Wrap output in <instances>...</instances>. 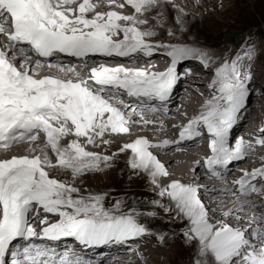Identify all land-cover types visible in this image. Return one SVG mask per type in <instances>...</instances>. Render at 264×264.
<instances>
[{
  "label": "snow or ice",
  "instance_id": "snow-or-ice-1",
  "mask_svg": "<svg viewBox=\"0 0 264 264\" xmlns=\"http://www.w3.org/2000/svg\"><path fill=\"white\" fill-rule=\"evenodd\" d=\"M103 3L107 11L98 10ZM198 7L200 0L191 6L185 0H0V264H105L110 253L101 248L153 235L163 243L166 232L140 222L162 218L161 212L186 221L181 235L194 247L192 264H264V214H238L252 200H238L217 217L219 209L201 199L208 187L175 178L154 154L206 133L210 154L194 161L193 174L202 166L226 180L232 161L264 146V128L254 142L237 136L230 143L252 92L254 46L246 38L217 66L216 53L192 28ZM154 54L166 58L162 70L143 66L140 58ZM116 57L141 66L103 62ZM188 61L212 72L199 112L179 125L175 140L160 139L163 121L151 129L153 139L134 135L138 126L156 124L146 112L170 111L175 86L191 71L179 66ZM116 134L128 140L116 139L119 146L106 154ZM22 142L23 154L9 158L8 149ZM121 153L128 182L144 176L154 198L81 188L83 174L106 173ZM233 184L244 196L261 198L264 165ZM233 217L247 223L234 226ZM37 237L73 243L58 251L33 242ZM81 249L98 251L93 258Z\"/></svg>",
  "mask_w": 264,
  "mask_h": 264
},
{
  "label": "bare ground",
  "instance_id": "bare-ground-1",
  "mask_svg": "<svg viewBox=\"0 0 264 264\" xmlns=\"http://www.w3.org/2000/svg\"><path fill=\"white\" fill-rule=\"evenodd\" d=\"M207 1L209 4L204 5L202 8L206 13L214 12L215 14H208L206 17L204 16V19L214 21V24H227L231 21V19H233L235 14L238 15V13L240 14L241 12H249L253 7L258 8L264 6V0ZM90 2L99 3V0H90ZM98 10L107 11V4H101ZM196 21H201V18L197 17ZM157 55L158 54H154V56L150 58L141 57L140 59L143 60V66L149 67L151 65L154 70H162L166 66L167 60L166 58L164 61L155 60L154 58H157ZM64 59L68 60L69 58L64 57ZM148 60L149 62H146ZM95 62L99 63L101 60L96 58ZM103 62L111 65L123 63L127 67H135L134 65L136 63H140H134L128 58L120 57L107 59ZM185 67H190L191 71L189 75L182 78L178 82L177 86H175L172 98L169 101L170 111L168 113L161 111L156 114L146 112V116L154 119L156 124H150L148 126V130H142L140 129V126H138L137 129H134V135L146 134L150 139H153L155 134L153 131H151V129L158 127L160 121H163L164 129L159 134L160 139L163 140L165 138H169L175 140L178 137L179 124L186 123L188 118H191L193 115L199 112L203 101L210 96V91L207 88V85L210 82L212 72L205 71L202 65L196 61L182 62V64L179 66V69L183 71ZM257 83L258 82L254 81V83L250 85L251 89L256 86ZM258 90L261 91L251 92L248 98V105L246 109L241 113L240 119L234 128L230 130V143H234L235 137L237 136L242 137L245 141L254 142L258 136L255 135V133H260V129L264 128V87L261 86L258 88ZM173 104L174 106H172ZM243 120L245 121L243 122ZM113 139V145L110 148L104 149L106 154H111V152H114L116 147L119 146L117 143H115L116 139H119V143H123L128 140V136L126 134H116ZM207 142V134L205 133L202 137L194 138L192 141L182 142L178 148L176 146H168L167 148L162 149L159 152H155L154 154H156L158 158L166 164L169 173L175 178L181 179L182 182L191 180L200 185L207 186L208 191L206 193L203 190L201 191V199L207 207L211 209H219V211L216 213L217 217H220L222 212L232 209L233 206L237 204L238 200L243 201L246 199H251L254 206L245 207L244 211L238 213L239 215L251 216L255 213L257 216H259L264 214V202H262V198H264V192L261 193V198L258 199L256 193H251L249 196H244L240 192L239 185L234 184L231 186V183H233V181L237 178L241 177L246 171L251 172L253 168H259L264 165V160H262L264 158L259 157V155L264 153V146L256 145L255 148L252 149L256 150V152L261 151V153L250 154L246 152L242 159L232 161L228 166L229 170L226 174V180H220L212 176L210 173H207V170L202 166L200 169L196 170L195 175L193 174L194 161L210 154V150L207 148ZM11 147L8 149L9 158L11 154H23L24 149L27 147V142H22L13 148ZM4 152V149H0V155H3ZM125 161L126 158L124 157V154L121 153L118 154L116 158L115 166L107 170L106 173L97 172L82 175L80 178L83 181L80 184L81 188L83 189L86 187L93 191L110 190L111 194L122 193L129 197L134 195L137 198H154V194L147 188L146 179L144 176L134 178L130 183L128 182V172ZM121 169H125L123 174H121ZM255 184L256 187H261V178L257 177ZM223 188H227L228 191L225 193ZM163 202L166 204L169 203L167 199H165ZM172 216H175L174 209ZM161 217L162 218L159 219L166 218L164 220L168 219L169 222L175 224H173V228H170L172 234L178 231L181 232V229L186 223V221L178 218L169 219V217L162 212ZM229 222L234 226L240 223H247V221H239L234 217L230 218ZM146 224L148 227L152 226L148 221H146ZM33 242L40 243L36 240ZM158 243L159 242L155 236H144L143 238L134 240L128 246L113 245L110 247L101 248L99 251L104 254L110 253V255H108V259L105 261V264H191L188 251L193 258L194 247L187 246V250H189L185 252V250L182 249L181 246H178L179 244H177L174 240L169 242L166 247L158 246ZM62 245L63 243H55V245L48 247H55L58 251H62L64 248ZM128 249H132V251L127 252ZM97 251V249H81L82 254L86 252L88 256L93 258H95L94 254ZM179 258L183 260V263H179Z\"/></svg>",
  "mask_w": 264,
  "mask_h": 264
},
{
  "label": "rangeland",
  "instance_id": "rangeland-1",
  "mask_svg": "<svg viewBox=\"0 0 264 264\" xmlns=\"http://www.w3.org/2000/svg\"><path fill=\"white\" fill-rule=\"evenodd\" d=\"M186 1L185 3L189 4V6H191V4L195 2V0H192V1L186 0ZM200 4H201V7L192 9L193 11L198 13L197 17L201 18V21L198 22L195 20L192 23V28L197 33L199 39L209 49H211L213 52H215L218 55L216 56L217 61L221 63L223 62V57L225 55L229 58L234 56L237 53V51L241 48V45L245 43L246 38H250L248 42L254 46L253 47V58L251 61L252 69H254L253 70V80L258 82L257 85L252 88V91L253 92L257 91L258 88L261 86L264 87V6H261L258 8L253 7L251 11L249 12L246 11V12H241L240 14L238 13V15L235 14L233 16V19H231V21L228 22L229 24L228 23L227 24H221V23L214 24V21H209L207 19H204L208 14H211V15L215 14L214 12L206 13L205 10L202 8L204 5H208L209 2L207 0H200ZM172 19H173L172 14H170L169 22H171ZM234 32L235 33L238 32V36H239L238 42L232 40L233 37L229 36L230 34H235ZM230 41H233V42H230ZM172 106H174V104ZM244 121L245 120H243V122ZM255 135H259V133H255ZM14 146L16 145H13L11 148H13ZM247 152L250 154L261 153V151L256 152V150H249ZM262 154L259 155V157L264 158V153ZM233 185L234 184L231 183V186ZM121 194H112V195L118 196ZM129 202L131 203V201ZM140 208L142 211L144 210V206L142 204L140 205ZM164 219L149 218L145 220L144 218H141L140 222L146 223V221H148L152 225L150 228L154 230H160L162 232L167 233V235H165L164 242L161 244L158 243L157 244L158 246L166 247L169 242L174 240L176 241L177 244H179L178 246H181L182 249H184L185 252H187L189 249L187 250L188 247L184 242V238L181 235V232L178 231L172 234V231L170 230V228L171 227L173 228L174 223L169 222L168 219L167 220H164ZM188 254H189V259L191 260L190 262L192 264V260H193L192 255L189 253V251H188ZM178 261L179 263H183V260L180 258Z\"/></svg>",
  "mask_w": 264,
  "mask_h": 264
},
{
  "label": "trees",
  "instance_id": "trees-1",
  "mask_svg": "<svg viewBox=\"0 0 264 264\" xmlns=\"http://www.w3.org/2000/svg\"><path fill=\"white\" fill-rule=\"evenodd\" d=\"M235 33V32H234ZM234 35V36H233ZM230 37H233L232 40L238 42L239 40V36H238V32H236L235 34H230L229 35ZM230 42H233V41H230ZM240 44V43H239Z\"/></svg>",
  "mask_w": 264,
  "mask_h": 264
}]
</instances>
